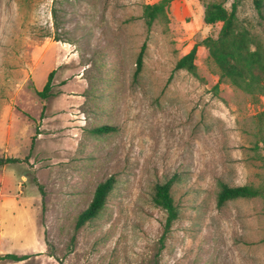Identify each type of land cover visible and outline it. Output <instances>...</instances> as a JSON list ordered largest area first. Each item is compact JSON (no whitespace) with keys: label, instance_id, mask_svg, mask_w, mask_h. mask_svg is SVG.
Masks as SVG:
<instances>
[{"label":"rangeland","instance_id":"374dc122","mask_svg":"<svg viewBox=\"0 0 264 264\" xmlns=\"http://www.w3.org/2000/svg\"><path fill=\"white\" fill-rule=\"evenodd\" d=\"M157 1L0 0V158L20 160L0 167V256H31L0 264H264V201L216 204L219 179L264 182V96L220 80L199 46L221 27L205 9L234 0H172L147 30L142 8ZM260 12L238 0L239 25L264 43V0ZM195 45L197 77L174 71ZM173 175L179 218L163 237L152 191ZM109 176L104 208L76 231Z\"/></svg>","mask_w":264,"mask_h":264},{"label":"trees","instance_id":"16d2710c","mask_svg":"<svg viewBox=\"0 0 264 264\" xmlns=\"http://www.w3.org/2000/svg\"><path fill=\"white\" fill-rule=\"evenodd\" d=\"M172 0H159L153 4H146L142 8L141 18L144 20L147 30L158 21H167L168 8ZM259 14L263 0H253ZM238 0L231 4L230 11L224 8L220 2L211 3L204 12L203 22L206 25L221 24L216 38L207 37L199 46H203L208 53V59L217 68L220 80H225L235 88L246 93L253 99L264 96V43L256 39L250 32L239 25L237 17ZM197 45L181 57L174 66V71L184 70L197 77L194 64ZM146 45L141 46L135 61L133 77L136 79L142 71L143 57ZM55 70L47 76V81L37 96L45 100L52 96L51 82ZM257 143L264 148V111L257 115ZM110 126H101L92 130L94 135L106 134L113 131ZM31 140V148L34 144ZM258 147V146H256ZM264 167V154L258 156ZM17 158H0V167L8 164L19 163ZM177 176L166 178L163 182L153 186L152 202L164 211L163 237L170 231L174 222L179 218L178 208L175 205L172 188L177 182ZM115 178L109 176L98 183L93 191L92 198L87 207L80 211L75 220V230L81 229L85 224L95 219L104 208L107 199L114 189ZM216 204L221 207L234 200L261 199L264 201V182L254 185L230 186L223 180H217ZM31 256L28 254L16 255L8 253L0 256V261L19 263L26 261Z\"/></svg>","mask_w":264,"mask_h":264}]
</instances>
